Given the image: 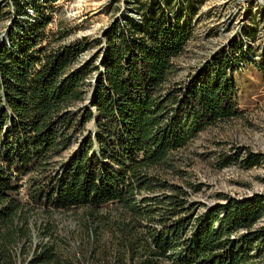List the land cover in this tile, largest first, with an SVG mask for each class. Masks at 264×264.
<instances>
[{"label": "trees", "instance_id": "1", "mask_svg": "<svg viewBox=\"0 0 264 264\" xmlns=\"http://www.w3.org/2000/svg\"><path fill=\"white\" fill-rule=\"evenodd\" d=\"M163 1L143 4L139 19H115L93 42H61L52 17L11 4L8 43L0 39V264H20L29 247L26 264H63L50 226L31 216L38 208H82L113 227L112 264H264V194H222L200 211L188 197L199 187L165 177L177 151L239 115L240 48L231 40L174 80L191 32ZM257 158L234 159L249 168Z\"/></svg>", "mask_w": 264, "mask_h": 264}, {"label": "rangeland", "instance_id": "2", "mask_svg": "<svg viewBox=\"0 0 264 264\" xmlns=\"http://www.w3.org/2000/svg\"><path fill=\"white\" fill-rule=\"evenodd\" d=\"M13 1L0 0V39L6 42V28L16 14L11 5ZM16 1L25 9L34 4L41 13L52 17L49 27L52 32L61 33V42L82 38L93 42L115 19L122 23L139 19L143 4L150 0ZM167 1L168 12L180 15L183 25L191 32V39L177 60L174 80L185 79L217 50L236 40L240 52L236 55V70L232 75L240 112L236 117L208 126L177 151L174 169L165 172L166 179L184 188H189L188 183L199 187L188 197L198 203L200 211L218 201L222 194L237 197L264 194V0ZM92 52L94 49L85 52L81 60ZM88 101L89 97L83 105ZM93 126L89 123L87 128L93 131ZM236 149H240L238 153ZM248 152L258 154V162L245 168L234 158ZM224 154L229 156V163L220 167ZM163 194L168 191L143 193L142 197L162 198ZM31 216L34 221L50 226L63 264H112L118 254L113 227L105 223L94 225L85 209L54 210L46 214L43 208H38ZM90 230H93V239ZM39 242L40 237L34 230L32 245ZM30 252L31 247L27 248L20 264H26Z\"/></svg>", "mask_w": 264, "mask_h": 264}, {"label": "built area", "instance_id": "3", "mask_svg": "<svg viewBox=\"0 0 264 264\" xmlns=\"http://www.w3.org/2000/svg\"><path fill=\"white\" fill-rule=\"evenodd\" d=\"M26 18L31 21V22H35L36 20V14L33 10L29 9L27 10V15H26ZM8 43V42H7Z\"/></svg>", "mask_w": 264, "mask_h": 264}]
</instances>
